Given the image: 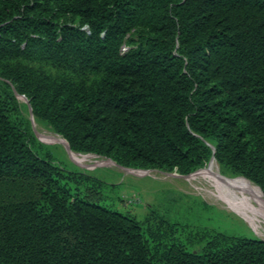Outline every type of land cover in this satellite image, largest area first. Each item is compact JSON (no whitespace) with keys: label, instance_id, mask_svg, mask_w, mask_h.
I'll list each match as a JSON object with an SVG mask.
<instances>
[{"label":"trees","instance_id":"16d2710c","mask_svg":"<svg viewBox=\"0 0 264 264\" xmlns=\"http://www.w3.org/2000/svg\"><path fill=\"white\" fill-rule=\"evenodd\" d=\"M18 96L73 153L181 175L214 158L264 195V0H0V264H264L263 239L105 204Z\"/></svg>","mask_w":264,"mask_h":264},{"label":"rangeland","instance_id":"374dc122","mask_svg":"<svg viewBox=\"0 0 264 264\" xmlns=\"http://www.w3.org/2000/svg\"><path fill=\"white\" fill-rule=\"evenodd\" d=\"M18 99L23 111L28 112L31 130L35 138L51 151L59 163L67 167L85 170L105 181L106 185L102 193L107 199L104 203L110 207L129 212L139 220L155 213L170 221L184 223L191 227L215 228L264 240V234H257L236 212L229 210L222 205L223 203L205 194L203 191L207 188L205 182L191 183L184 178V175L176 171L148 170L142 174L137 169L129 170L121 167L105 157L74 153L91 156L87 161L80 163L71 155V151L68 150L64 141H48L40 136V134H50L62 138L48 131L43 124L36 122L33 117L31 119L27 99L24 96H18ZM210 163L205 165L209 164L206 169L193 174L205 172ZM217 167L220 171L218 164ZM221 175L248 182L240 176H233L228 173H221Z\"/></svg>","mask_w":264,"mask_h":264},{"label":"bare ground","instance_id":"6f19581e","mask_svg":"<svg viewBox=\"0 0 264 264\" xmlns=\"http://www.w3.org/2000/svg\"><path fill=\"white\" fill-rule=\"evenodd\" d=\"M40 136L48 141H64L62 138L50 134H40ZM71 155L80 163L91 158L90 155H77L72 151ZM138 172L146 173V171ZM184 178L191 183L205 182L207 185V188L203 190L205 194L212 196L223 203L222 205L226 208L236 212L257 234H264V195L258 186L237 178L223 177L213 158L205 172L186 175Z\"/></svg>","mask_w":264,"mask_h":264},{"label":"water","instance_id":"95a60500","mask_svg":"<svg viewBox=\"0 0 264 264\" xmlns=\"http://www.w3.org/2000/svg\"><path fill=\"white\" fill-rule=\"evenodd\" d=\"M29 110H30V117H31V119H32V112H31V108H30V106H29ZM65 141V140H64ZM65 144H66V146H67V148H68V150L70 151V149H69V147H68V145H67V143L65 142ZM214 159V158H213ZM129 170H132V169H129ZM138 171H148V170H141V169H137ZM184 176H186V175H184Z\"/></svg>","mask_w":264,"mask_h":264},{"label":"built area","instance_id":"2783aa9c","mask_svg":"<svg viewBox=\"0 0 264 264\" xmlns=\"http://www.w3.org/2000/svg\"><path fill=\"white\" fill-rule=\"evenodd\" d=\"M125 50H126V47H125V46H123V47H122V51H125Z\"/></svg>","mask_w":264,"mask_h":264}]
</instances>
